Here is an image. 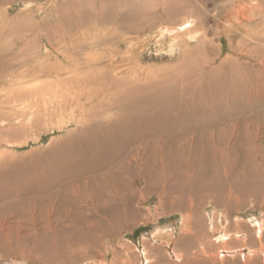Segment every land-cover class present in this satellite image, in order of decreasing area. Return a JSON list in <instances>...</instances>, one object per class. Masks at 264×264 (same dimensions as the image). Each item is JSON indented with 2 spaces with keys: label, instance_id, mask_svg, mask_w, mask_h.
<instances>
[{
  "label": "rangeland",
  "instance_id": "374dc122",
  "mask_svg": "<svg viewBox=\"0 0 264 264\" xmlns=\"http://www.w3.org/2000/svg\"><path fill=\"white\" fill-rule=\"evenodd\" d=\"M77 64L95 69H78ZM26 72L29 81L17 87L6 78ZM86 77L93 79L86 91H102L93 99L99 108L83 106L72 114L75 104L70 100L81 92L79 86L73 90L72 81ZM15 90L22 92V104L0 106V264H154V259L147 263L144 250L148 257L168 256L167 262L179 264L175 252H184L178 239L187 233L182 223L189 212L174 203L192 198L179 193L178 185H169L176 180L160 179L157 172L164 168L152 165L157 156L144 162L146 174L131 163L128 150L112 160L93 151L80 163V135L95 119L114 128L118 124L114 136L135 139L133 149L163 135L200 139L217 125L229 129L221 145L236 140L227 137L233 123L245 132L241 142L259 124L264 131V0H0V99ZM66 93L72 96L64 101ZM133 107L137 116L145 111L142 128L125 120ZM122 121L131 127L123 129ZM199 127L203 132L196 131ZM175 161L172 173L185 174L179 158ZM253 162L239 165L235 160L238 167L229 180L249 175L255 184L215 185L205 193L225 202L238 200L239 210L236 203L233 210L229 202L208 200L193 221L201 220L207 228L208 214L215 213L231 219L226 229L218 227L226 233L246 232V223L258 227L250 221L264 212L257 198L264 187L256 183L263 167ZM121 167H128L125 185L102 183ZM150 181L160 187L153 190ZM118 188L121 196L114 195ZM240 218L245 224L239 227L235 221ZM162 226L177 231L153 241V231ZM240 241L227 246L234 255L223 245L211 253L227 261L219 264H242L260 245L246 242L248 248H243Z\"/></svg>",
  "mask_w": 264,
  "mask_h": 264
},
{
  "label": "bare ground",
  "instance_id": "6f19581e",
  "mask_svg": "<svg viewBox=\"0 0 264 264\" xmlns=\"http://www.w3.org/2000/svg\"><path fill=\"white\" fill-rule=\"evenodd\" d=\"M187 25H188V22L187 23H184V29H187L189 27V26L187 27ZM167 30L168 29H165L166 32H167ZM170 31H172V30H170ZM168 32H169V30H168ZM193 37H195V36H193ZM77 66L76 67L78 69L79 68L80 69H84V70L89 71V72L91 70H94L95 69V66L94 65H92V66H86V65L85 66H82V65H78L77 64ZM63 69H64V67H63ZM87 69H89V70H87ZM73 70H74V68H73ZM208 71H209V68H208ZM225 73H227V72H225ZM229 76L231 77V75H229ZM235 76H237V75L235 74ZM211 77H212V75H211ZM230 77H229V79H230ZM6 78H8L10 80V84L11 85H16L14 87H17V85H20V84H22L24 82H28L29 81V72L21 73V74H13V73H11V74H8L6 76ZM76 78H75L74 81H72V83H73V85H72L73 86V90H77L80 87L79 90H81V92L77 93L70 100L71 103H74L75 104V108L73 109L72 114L76 113V111H80L83 106H85V107L86 106H90L91 108H99V105L97 107V105H95L93 99L94 98H97L98 92H102V91L95 90V89H91V90H87L86 91V89L88 88V85H92L91 80H93V79H91L89 77H86L85 79L83 78L82 81H79L80 78L79 79H76ZM231 78L233 79V77H231ZM209 80H210V77H209ZM238 83L239 82H237L236 84H238ZM233 84L235 85V82ZM207 85H208V83H207ZM77 86H79V87L77 88ZM227 86H228V83H227ZM234 87L236 88V85ZM18 90L7 92L8 94H5V97H3L2 99H0V106H2L4 108V107H7V105H9V104L21 103L23 99H22L20 93H22V92H20ZM175 93H177V92H175ZM253 93H254V91H253ZM63 95H68L67 97H62L64 101L69 100V98L72 96V95H69V93H66V94H63ZM175 96H176V94H175ZM207 98H208V96H207ZM161 99L162 98L157 97V100L158 101H160ZM250 101H252V100H250ZM139 102L141 103V100H139ZM99 104L102 105L103 104L102 101H99ZM133 104H135V103H133ZM142 104H143V101H142L141 105L139 106V108L142 106ZM23 107H25V106H23ZM120 108L122 109V107H120ZM126 108L125 109L127 111L128 110V107H126ZM135 109L136 108L133 107V110L131 112L129 111L130 113L127 112L128 117L125 120L128 121V122H129V120H131V122L135 121L134 124H136L138 127H141L142 128L143 124L145 122H147V119H145L146 116L144 115L145 114V111H144V114H142L140 116H137L136 115V112L137 111ZM118 110H120V109H118ZM177 114H178V112H177ZM125 115H124V117H126ZM181 115H182V113H181ZM181 115H180V117H181ZM134 116L135 117L137 116V117L134 118ZM150 116H152V115H150ZM175 116L177 118V115L176 114H175ZM183 116H185V115H183ZM37 117H38V115H37ZM172 119H173V117H172ZM126 121L125 122L122 121L123 123H122V126L121 127L123 129L124 128L126 129L128 127H131V125L129 124L130 122L129 123H126ZM163 121H164V119H163ZM185 121L186 120H184V122ZM132 126H134V125L132 124ZM119 127L120 126L118 124L114 128V126H110L108 124H105V122L97 121V119H95V121L90 125V127L88 129H86V130H84V131L81 132V135L80 136L82 138H80V139L79 138H76V139H79L80 142H81V143H79L80 145H79V148H78L79 153H77V154L75 153L77 156L78 155L80 156V160H78V161L81 163L82 160H83V158L85 159V157L87 156V154L88 153H92L93 151L95 153H97V155L99 156V158L102 157L103 155L104 156L107 155V157H110V159L112 160L113 157H117L119 155H123L124 152H127V150H128V151H130L129 154H131V157H130L131 163L132 164H136V168H138L140 174H146V169L144 168V162L149 163L150 157H155V156L158 157L156 160H154V161H158V163L153 162L154 164L152 163V165H156L158 167L164 168L163 172H157L156 171L157 174H158V176L160 177V179L168 177V181H170V180L171 181L176 180V182H174L172 184L169 183V185H175V186L178 185V186H176L175 189L176 190L182 189L181 191H179V193H184V192L186 194L188 193L189 197L192 198V200H188V202H185L187 200H184L183 198H180V200L178 201V203H174V207H177V208H179V209H181L183 211L186 210V211L189 212V217H187L186 219L183 218V223H182V225L184 224L186 226V229L184 230V232L186 231L187 233L186 232H185L186 234L182 233V235H180V238L178 239L179 245H181L183 247L184 252H180L179 250H177V252H175L176 260H177V262H179V264H183V263L184 264H211V263L219 264L221 261H223L222 263H226L227 261L224 262L223 259L222 260L220 259L221 261H218L217 260V256L213 255L211 253V251L214 249V247L216 245H223L225 247V249L227 250V253L234 255L235 254V251L233 249H228L227 246L232 245L235 242V239H240L241 240L240 242L243 244V246H242L243 248L244 247L245 248H248L246 242H248V243H250L252 245H255V244L256 245L257 244L260 245L259 250H257V251L254 250V252H253V258L252 259L251 258H248V257L244 258L242 260V264H264V261L262 260L263 259L262 256H264V212L262 213V216L253 217L251 219L250 223L253 226L254 225L256 226V224H258V227H256V228L254 227V229L252 227H249V225L247 223L246 224L245 223H242L241 220H243V218L242 219L241 218L240 219H237L235 221L236 226H239V227H240V225L245 224V228H247V231L246 232H233V233L228 232V233H226V232L222 231L219 228L222 227V228H225L226 229L228 227V225L230 224V220L231 219L229 217H227V216H224V215L221 216V217L216 216L215 213L213 214V217H210V214H208L207 223L209 222V220H210V223L207 225V228H205V226L202 225L203 222H201V220H198V221H195L194 220L193 221V219H195V217L197 216V214H198V212L200 210V207H202L203 205L205 206V204H207L206 201H208V200H210L209 202L213 201L214 204H220V205H223L224 203L229 202L228 208L233 209V210H236V208L233 207V204L236 203V205L238 207V210H239V207L242 205V203L241 202L239 203L238 200H233L231 197H229V199L227 200V202H225V201H221L220 199H218L215 196L214 197H211L209 194H206L205 195V193L207 192V190L210 187H214L215 185H226L227 183L229 184V186L231 184H234V185H253V184H255L254 182H253V184H251L252 181H250V179H249L250 176L249 175L248 176L247 175H241L242 176L241 178L235 176L236 177V182L235 183L234 182L233 183H230L229 177L232 176V175H234L236 173L234 171V169H236L238 167V165H235V164H237V162L234 164V161L237 160V159H238L239 165H241V161L242 160H244L245 162L257 161V163L259 165H261V167H263V171H261V173L259 172V175L256 176V178H258L257 181H256V183H257V185H260V186H263L264 187V142H261V139H264V131H262V128H261L263 126H260V124H259V126L257 127V131H255V132L251 128V130L253 131V134H251L250 139H248L245 142H241V138H242V136L244 135L245 132H242V129L241 128L239 129L237 123H233V124H231V128L232 129H230L231 130V132H230L231 134H227L228 135L227 137L229 138L230 136H232L230 138H236V140L235 139L234 140L230 139L229 140V143L227 145H221L220 139H223L224 138L226 131H228L229 129H225V128L223 129V127L220 129V126L217 125V126H210L205 131V133H203V135L201 133L200 139L198 137H193V139H191V138L189 139V138L186 137V135H183V137L185 136V138L179 137V140H176L175 139L176 137L175 138H173V137H165L163 135L161 137V139L157 138L158 140L157 139L153 140L151 144H147V143L146 144L145 143L143 144L142 143L140 146H137V148H134V149H133V146H134V144H136V141H134L135 139H133V140L128 139V138L123 139L122 137H116V135L114 136V134H117L115 130L116 129H119ZM196 131L197 132L198 131L203 132V127H199V129L196 130ZM90 133H94V134H90ZM95 135H96V138L99 137V139H96L95 138L96 140L92 139V142H90V138L91 137H94ZM200 140H202L201 141V144H200ZM73 141H75V140H72V142ZM137 141H141V140H137ZM236 141H237V143H236ZM223 146H226L228 148H224ZM183 152H187L188 155L191 156V157H187L186 158L187 160H186L183 157L184 156L183 155ZM234 154L237 155V156L234 157L233 156ZM224 155H225V159H224ZM229 155H231L233 157H226V156H229ZM64 158H65V156H64ZM95 158H96V156H95ZM176 158H179V161L181 162L179 164H181L184 167V169H185L183 171V173H185V174L180 173L181 174L180 175L181 177L180 176H175L172 173V172H174V171H172V167L175 168V166H173V164H176V161H175ZM88 160H89V158H88ZM232 160H234V161L232 162ZM257 163H256V165H258ZM179 164H177V165H179ZM242 164H244V163L242 162ZM253 164H255V162H253ZM73 165H75V164H73ZM177 165H176V167H177ZM6 166L8 167V165H6ZM79 167L82 168L83 167V164L80 165ZM127 168H125V170ZM180 168H182V167H180ZM258 168H260V167H258ZM11 169H12V167H11ZM248 169H250V168H248ZM125 170H124V167H121V168L118 169L119 172H116V173H114V172L112 173L111 172L110 175H109V177H110L109 179L110 180L107 177H103L102 178V183L103 184H106V183H108V181H111L112 184L113 185H116V186H118L120 183L125 185V181L126 180L129 181V178L127 176L128 173H125ZM177 172L175 171V173H177ZM8 173H9V171H8ZM29 174L31 175V172ZM227 175H229V176H227ZM224 178H225L226 183H224L225 182L224 180H223L224 182L221 181V179H224ZM141 180L143 181V179H141ZM11 183L12 182H8V185H10ZM13 183H14V181H13ZM152 183H153V181H150L149 182L150 185H153V187H152L153 190L154 189L156 190V189H158V187H160L159 186L160 183H156V184H152ZM0 185H2V182L1 181H0ZM14 185L15 184H13V186ZM179 185H181L182 187H180ZM163 187H165V186L163 185ZM119 188H120V185H119ZM119 188L117 189L118 191H115L114 192V195L115 194L118 195V196H121L122 195L121 192L119 191L121 189H119ZM148 188L150 189V187H148ZM143 193H144V190H143ZM93 195H95V194H93ZM164 196L165 195H163V197ZM0 198H3V195L0 196ZM199 198H201V199H199ZM257 198H258V201H261L262 204H263V206H264V191H261L259 189V191L257 192ZM163 202H164V200H163ZM183 203H185V205ZM168 208H170V207H168ZM17 218H18V216H17ZM15 221H17V220H15ZM17 222L19 223V221H17ZM220 230H221V232H219ZM176 231H177V229L176 228H172L171 226L156 227L155 230L152 233V235H154L153 241H157V239L161 240V238H165V236H167V237L170 236L171 237V235L174 234V233H176ZM214 233H216V234H214ZM243 236H245V238H243ZM213 237H216V240L215 241H212V238ZM27 238H29V237H27ZM143 255L146 257L145 259H146L147 263L150 262L151 259H154L155 260L154 264H163L164 261L167 264H173L171 262H167L168 256H167V259H166V257H161V255H156V256H153V257L152 256L151 257H148V252L146 250H144ZM200 255H203V257H205V258H200L201 257ZM206 257H208V258L206 259ZM211 258H213V259H211ZM228 264H238V261L230 262Z\"/></svg>",
  "mask_w": 264,
  "mask_h": 264
}]
</instances>
